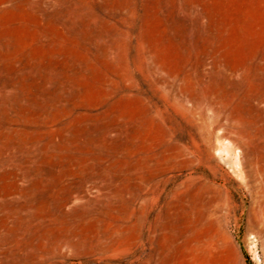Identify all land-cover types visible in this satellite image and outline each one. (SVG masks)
Masks as SVG:
<instances>
[{"label": "rangeland", "instance_id": "obj_1", "mask_svg": "<svg viewBox=\"0 0 264 264\" xmlns=\"http://www.w3.org/2000/svg\"><path fill=\"white\" fill-rule=\"evenodd\" d=\"M0 264H264V0H0Z\"/></svg>", "mask_w": 264, "mask_h": 264}, {"label": "bare ground", "instance_id": "obj_2", "mask_svg": "<svg viewBox=\"0 0 264 264\" xmlns=\"http://www.w3.org/2000/svg\"><path fill=\"white\" fill-rule=\"evenodd\" d=\"M202 215H203V218L211 216L210 212L207 209L204 210ZM218 245L220 246V242H219ZM219 246H218V248H219Z\"/></svg>", "mask_w": 264, "mask_h": 264}]
</instances>
